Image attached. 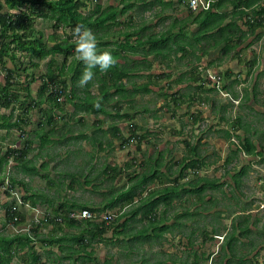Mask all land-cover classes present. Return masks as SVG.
I'll use <instances>...</instances> for the list:
<instances>
[{
	"label": "rangeland",
	"instance_id": "obj_1",
	"mask_svg": "<svg viewBox=\"0 0 264 264\" xmlns=\"http://www.w3.org/2000/svg\"><path fill=\"white\" fill-rule=\"evenodd\" d=\"M0 1L5 6V0ZM121 1L122 0H87V3H89L90 6L83 12V14L89 15V13H93L95 11V6L97 3H99L103 7H120V5H122ZM132 1L136 5L140 3L139 0ZM260 1L261 3H264V0H259V6L257 7V9H259L260 6H264L260 3ZM143 4L145 6L149 5V8H140L131 12V16L135 20V32L140 34L139 31H141V34L148 37L149 35L162 33L164 30L161 27L157 26V22L161 23L159 19L164 18L162 7L160 5H152L149 2ZM225 7L228 8V11L230 9L232 10V3L226 4ZM181 8L185 9L183 7ZM4 9V11H7L6 8ZM35 10L37 11V19L35 18L34 26L39 31L43 32L44 40H46L45 38H49L53 33H55L53 25L54 23H56V21L54 19H51L49 15L50 12L47 8L37 6ZM179 10L180 9L178 7L177 9L169 8L165 14L168 18H165L163 21L165 23H170L174 20V17L176 19L185 18L187 14L181 13ZM221 10L224 14H226L225 12H228L224 11L223 8ZM231 10L229 14L233 13ZM131 13H128L122 19V21L128 18ZM142 21L144 22L138 24ZM137 28L141 30L138 31ZM194 28L195 26H190L188 31ZM118 29L119 28L115 26L108 28L110 32H115ZM259 32L262 33L260 39L256 38L258 36L257 34L248 35L245 42H240L236 48L229 50L228 53H225V51L223 50L224 45L220 46L217 49L209 47L208 50L206 49V51L198 50L195 56H188L182 53L180 55V60H177L175 62L178 65V69H167L165 67L159 66L158 61L154 60L155 56L153 54L148 57L150 61L154 62V68L150 73L148 72L149 74L152 75L154 73L158 76L162 73L171 72V78L165 79L158 76L159 78L156 81L157 83H153L150 86V93L139 92L136 96L132 98L130 97L127 101L123 102V105H120V114H133L135 115L134 121L128 120L127 118H124L123 120H112L110 116L103 117V121H105L108 127L110 125L119 127L121 129V133L125 136V138L129 136L128 127L130 121L134 124L139 125V127L144 130L151 131L152 136L147 139L144 144H142L143 142L141 143L142 149L140 152H137L136 150V141H132V143L128 145V148L122 149L120 148L121 146H119V143L121 142L119 140H115L111 132H107L104 137L102 148L99 147V151L92 154L94 157L91 164L89 161L90 158L87 157L88 154H85V152H87V150L90 151V147L94 146L92 143L93 140L97 139L100 135L103 134V132L93 134L91 131H87L86 127L92 126L99 116L84 115L85 124L84 126H82L76 120L79 116V114L76 113V106H74L73 104H69L65 107L66 112L64 113L66 119H61L66 127L63 128L62 123L60 122V127L57 128L56 131L53 130V132L51 133L50 127H48L47 125V121L44 123V126L46 127L45 130L35 131L38 129V122L43 118L39 109L30 111L28 113L27 125L24 126V129L27 130L29 126H32V130L26 131L27 135L25 139L22 140V144H24V141L26 143H28L29 141L33 142V146L31 147V150L27 156V161L30 162L27 165V168L30 169L31 166L34 165V167L39 170L38 172H25L23 171L22 167L15 165L14 161H12L9 163L10 165L8 167L0 172V186L2 185L1 182L3 180L5 183L7 178H13L16 181L19 180L24 187L23 188L21 185H19L20 182L16 183L15 188L18 191H14L15 193L10 192L8 196L13 194V196L11 197H7L5 193L6 186H3V188L0 187V235L12 236L27 231L26 229L20 230L18 228L12 227L7 223V219L5 216L7 207H9L14 201L16 202L15 198L19 194H21V191H23L22 189H24L25 191V194L22 193L24 194V198H27L29 196L32 197V195L38 198V201L35 205L32 204L33 199H26L24 206L21 207L22 212L25 215L29 216L27 218L30 220V217L32 216V219L35 222L40 221L41 215H44L47 211L50 212L53 207L56 208L61 202H64V200L66 199L77 201L78 203L88 202L87 204L89 206L96 204L99 205V209L103 208L104 204L106 203L105 201L103 202V200L106 198L103 193H105L104 191L110 189L109 182L111 179L108 178V180L105 182L96 179V183L100 185V188L96 194H93L90 192V190L83 189L82 187V179L84 180V177L94 179L103 169H101V166L103 164H111L113 166L117 165L118 167H124L123 172L119 171L121 175L117 177L118 180L122 179L124 180V182L121 184L120 182H118L117 184L119 186L117 187V189H120L121 187H123V185H125L126 187H129L131 185L127 179L128 172L131 171L133 172V175L138 176L145 172L148 173L149 170L157 163L155 162L156 159L160 164L163 165L161 168H159L160 171L165 172V174L172 177V179H175L177 175H180L181 171L185 172V174L187 175L185 178L195 177L190 172L193 169H186L183 171L182 167L184 166L179 165L177 162L181 161L184 155L188 154V147L192 146L191 143H194L199 138V136L196 135L195 132V130L197 129V127H195L196 122L194 123V121L191 120V117L189 116V103L183 105L180 110H176L174 108L175 106L174 103H172V100H168V98L171 97V94L168 92L174 93L179 88L186 89L189 85H193L192 87H194L198 84L205 85V87L209 89V92L210 89H215L214 84L209 81V76L217 75V73H221L223 75L227 70H230L232 71L234 77L231 79L223 78L222 83L218 84L222 91L219 89H215L214 91H210L208 93L212 100L210 103L211 114L209 116L214 115V111H216L219 106H227V109L221 112L223 119L219 120V124H215V122H213V126L218 127L220 131H222V134L224 136L222 138L226 140V152H224V157H222V155L218 152H216L215 154L209 153L211 149L210 144L206 146L198 144L197 146L198 152L200 154L199 156L207 162H204V166L202 167L203 169L199 171L200 173L195 172V174L206 177L214 175H224V177L228 179L233 172L236 173V171H241L242 169H244L245 176L241 178L242 182L241 188L239 190H236V185L233 183V181L227 180V183L223 184L224 186L222 185L224 194L218 196L217 207L224 211L223 217H228V219H226L227 221L224 220V223H227L229 225L232 223L233 216L235 217L234 222L236 223L238 219H241V217H247L249 215L253 216L254 220L250 217L249 222L256 227V230H254L255 232L253 231L254 233L250 240L253 245L261 247L259 255L256 256L257 258L253 259L252 261H258L259 264H264V151H262L263 155L257 153L252 155L248 154L245 151H239L235 156L236 150L240 147L241 141H243L241 138H243L244 136L250 138L251 141H253L255 144H260L261 147L264 148V27L260 29ZM57 33L60 38H68L70 42L78 39V34L74 33L73 28L71 27H61V29ZM123 39L125 38H122V40ZM134 39L141 40L142 35L141 37L135 35ZM201 44L207 43L201 42L198 47H201ZM249 44L252 45L248 47ZM208 46L211 45L208 44ZM111 47H115V45H112ZM138 50H140L138 53H143V48H138ZM205 52L207 54H203ZM240 52L242 61H240L239 58H235L236 54ZM198 57H200L201 59L197 60ZM55 59L58 62L59 59L62 60V57H56ZM135 59L136 61H138L142 59V57L140 55L133 56L131 54V56L129 57V61H133ZM253 59H256V63L254 65H252L250 62ZM23 61H25V64L28 65L27 67H29V61L22 59L21 62ZM118 62L124 64L123 58H120ZM248 62L250 63L248 64ZM5 63L6 67L15 69V63H12L8 59H6ZM46 63L47 60L41 63V65H43V68L41 70H29V72L33 73V75L37 78V81L39 80L40 75L44 73L46 69ZM17 65L21 66L19 61L17 62ZM194 67H196V70H198V72L200 73L202 77L201 81H196L194 83L189 81L188 83H185V80L189 79V75H187L182 83H176L178 79L177 77L180 76L181 73L187 72ZM18 73L20 74L21 79L25 83V85H28V83L31 82V78L25 79L27 73L23 71H19ZM144 74L146 76L149 75L147 74V72ZM147 81L148 78L146 77L136 79L134 80V83L140 86ZM5 82V70L3 71L0 67V83L4 84ZM124 82L125 88L127 90H131L134 87L133 83L127 82V80H124ZM168 82L171 84V86L168 85ZM184 85L187 87H184ZM40 86L41 81L36 82L34 83V85H32L31 93L33 94V97L36 98L37 91ZM187 92L188 91H185L184 93ZM92 93H98L97 86L92 89ZM221 93L228 95L224 96ZM25 94L26 93L24 92L20 94V100L24 97ZM164 94L168 95L167 99L164 97ZM78 95L81 97L84 96L83 93H80V86L78 87ZM115 100L116 101H114L113 103H107L105 105V109L111 112L112 115H115L117 112V109H113V106L118 102L117 98H115ZM129 105L134 106V108ZM43 107H46V105H44ZM3 110V113H5V115L10 114L11 121H16V119L22 117L25 111L24 107L22 108L19 105H15L13 109L10 108ZM239 116L243 117L241 130H238V128L234 127V125H236L235 121ZM55 117L58 119L60 118L58 110H55ZM209 124H206V127L203 130H206ZM203 126L204 125L201 124L200 126H198V128H203ZM10 130L12 131L11 134L3 140L4 144L6 145L1 146L2 150L8 148V150L11 149L15 152V148H19L21 147V145H19V143L17 145L8 144L16 142L20 139V130L15 129V127L9 129L8 131L10 132ZM200 130L201 132L199 135H201V133L203 132L202 129ZM66 131L71 132L74 135L86 133V135H90L91 138L85 140H75L73 138H70V134H67V137L70 140H66L65 138H61L60 136ZM225 131H231L233 137L231 139H227L225 137ZM178 132H181L182 134H178ZM244 132L246 134H244ZM5 134V131H0V137L4 136ZM36 134H40L39 136L41 137H43V135H48V137L51 138L52 142L43 144L42 142H39V136L36 137ZM141 134H147V132L139 131V135ZM207 134L211 136L207 138L208 140H210L211 138L215 139L216 137H219L215 135L213 131H208ZM109 141L113 142V149L102 151V149L104 148V144L105 146H108ZM43 146H45L44 149L37 152L38 148ZM108 148L110 147L108 146ZM260 150L261 149L258 148V152L261 153ZM226 156H232L233 161L228 165L222 166L221 164H219V160L222 159L221 161H223ZM132 158H136L137 162L135 163V165L130 168L125 167V165L129 163ZM44 159H48L47 164H45V161L43 162ZM150 159L153 160L151 161ZM213 160H215L214 164L212 163ZM141 161H147V164L141 165ZM209 162H211V164H208ZM87 164L97 165L96 170H89ZM207 165H210V167H208ZM75 173L78 175H75ZM41 175H46L47 178H42ZM74 180L75 182H73ZM54 184L55 186H53ZM156 184L157 183L151 184L149 185V187L155 189ZM167 185L169 184L167 183ZM71 186H73V188H71ZM28 188L30 189L29 193L27 191ZM41 193L45 196L47 194L49 197H51L50 200H54L53 203L50 204L47 201H42V199L39 198ZM34 199L36 201V198ZM138 200L139 199L137 198L135 200V203L139 204ZM116 210L119 209L116 208L113 212H115ZM168 215L171 218L173 217L171 211L168 212ZM144 224H146V222L144 221L134 224L133 233L136 234L139 230H141ZM52 230L53 227L51 225H46L41 230V233L42 235H51L52 233H54V230ZM230 233L231 230L227 229L226 231H224V234H222L224 236L217 235L223 238L224 241H220L214 236L215 244H213L211 247L208 245L201 246L203 237L200 236L196 239V241H194V246L191 247V249H197V247L203 248L206 254H209L208 258L210 257V253L212 252V257H210L209 260H207L206 263L203 264H218V258L221 257V255L223 256L226 252V249L223 250L222 247L225 246L228 234ZM62 234L63 232L57 233V235ZM108 235L111 236V233L107 234V236ZM185 237H187V232L181 231L177 233V231L175 230L171 233H166L161 240H153L152 242L147 241L144 243V245H138L137 243L128 242L126 248H124L123 246H119V244L113 245L112 243H95V257L97 258L99 264H107V262L109 264H170L169 262L172 261H176L177 264L186 262L187 264H191L194 259L192 256L187 257L186 251H188L189 247ZM122 238L123 237H120V239ZM252 246L251 244L239 245L235 253L237 255L246 254L253 248ZM36 247L37 251L43 253V249L40 245H37ZM257 247H254V249H256ZM164 248L167 249V253H163ZM175 250L179 252L174 254ZM52 251L57 253L58 249L54 248ZM216 254L218 256L214 257ZM43 257L46 261H48L46 254H44ZM252 257L254 256L252 255L251 258ZM52 258L54 259L55 256L52 255ZM200 263L201 259L199 260V264ZM20 264H22V262ZM50 264H57V262L52 261ZM60 264H69V261L61 260Z\"/></svg>",
	"mask_w": 264,
	"mask_h": 264
},
{
	"label": "trees",
	"instance_id": "obj_2",
	"mask_svg": "<svg viewBox=\"0 0 264 264\" xmlns=\"http://www.w3.org/2000/svg\"><path fill=\"white\" fill-rule=\"evenodd\" d=\"M142 1L147 3L150 0ZM226 1L232 3V10H230L233 12L232 14L235 16L237 22L222 26L225 17L221 9L223 8L224 11H228V8L225 7ZM258 2L259 0H219L216 7L217 13H212V11L203 12L195 20L200 22L199 24L204 28L206 33L211 32L212 36H210V39L214 40V47H220L222 37H226L224 39L225 44L223 50L225 53H228L229 50L236 46L237 39L246 40L248 35L253 34L258 35L256 37L257 39L261 38L259 29L264 27V7L260 6L257 9L259 6L257 4ZM4 3L8 9L17 10L19 14L2 13L5 6L0 1V64L4 67L6 79L5 85L0 83V104L3 106V109L13 108L11 105L18 102L20 94L24 92L26 93L24 96H27L30 106L27 108V112L31 108L39 109L41 114L44 115L43 118L47 119V124H50L53 130L60 123V121L56 120L55 114L53 113H55V110L60 111V113L66 112L65 106L68 104H74L76 110L78 112H84L85 115L110 116L112 120H123L127 118L134 121L135 115L130 113L125 115L120 114V105H123V102L127 101L130 97L136 96L139 92L150 93V86L153 83H157L158 76L165 79H170L172 76L171 72L162 73L158 76L154 73L148 76L141 75V72L147 71L150 73L154 68V62L150 61L148 57L153 54L155 56L154 60L158 61L159 66L160 64H164L166 68H170L169 61H171L172 54L185 51L187 46V42L180 35L179 31L175 32V25H171V27L165 29L160 34L149 35V37L141 34V31H139L141 29L137 28L142 35V39H134L135 35L138 37H141V35L135 32L136 26L132 16L129 15L128 18L122 21L134 7L139 8L138 5L135 6L134 3H131V0H122L121 7H103L97 3L95 11L89 13V15L83 14L90 6L87 0H5ZM156 3L160 4L162 8L171 6L166 0H151L150 2L152 5ZM37 6H45L51 14H49L51 19L56 21L53 25L55 33L49 37L48 44L44 40L43 32L34 26L35 18L37 17V11L35 10ZM230 10L225 13L229 14ZM192 16L190 14L187 20H191ZM239 21L243 22V29L238 25ZM77 25H84L91 28L97 36L98 48L100 50L112 51L116 60V63L107 71H101L98 67L93 69L95 72L93 81L80 87L84 94L83 97L78 96L76 93L77 81L83 69L82 67H84L82 60L75 55V46L78 41L70 42L68 38L62 39L57 35V32L64 26L73 28L74 33H76ZM112 26L118 27L119 29L115 32H110L108 28ZM122 38L125 39L122 40ZM112 45H115V47H111ZM138 48H143V60L131 66L129 59L124 57L123 52L127 50L140 51ZM57 55L63 56L61 63L56 62L55 58ZM236 57L240 59V53H237ZM23 58L29 59L30 61L38 59L39 63H31L35 68H39L40 62L49 58L51 59L47 64L48 68L46 72L42 73L37 81V78L33 74L28 73L29 67H27L25 61L21 62ZM120 58H123L124 64L118 62ZM6 59L15 63V69L6 67ZM18 61L21 66L17 65ZM250 62L254 65L256 59ZM19 71L27 73L26 79L31 78V82L28 85L23 86L21 76L18 73ZM217 76L231 79L234 75L232 71L227 70L223 75L217 73ZM146 77L148 78L146 83L140 86L134 83V80ZM124 80L133 83L134 87L131 90H127ZM190 80L200 81L201 79L192 73ZM39 81H41V86L35 98L31 93V87ZM182 82L181 78L176 81V83ZM95 84L98 85L97 95L92 94V88ZM168 85L171 86L169 82ZM199 86L202 87L203 85ZM214 90L210 89L211 92ZM62 97L63 101L59 102V99ZM164 97L167 99L168 95L164 94ZM115 98H117L118 102L113 106V109H117V112L115 115H112L111 112L105 109V105L116 101ZM174 100L176 101L177 110L180 105L178 104L177 97ZM98 104L99 107H97ZM44 105L47 106L46 109L42 107ZM129 106L134 108L132 105ZM27 120L23 117L18 119V121H11L9 114L1 118L0 128L9 130L16 127L22 130L27 125ZM79 122L84 126V119H80ZM103 122L105 123V121H99L98 119L92 126L86 127L87 129H93L94 134L103 132L97 139H91L93 140L92 143L95 150L97 148V142H99V147L102 148L107 132H111L113 138L121 142L119 146L122 149L128 148V145L132 141H136L137 152H140L142 149L141 143L147 141L152 136L151 131L144 130L139 125L131 123L128 127L129 136L125 138L121 133V129L117 126L110 125L107 130H104L102 127L104 125ZM99 124L100 126H98ZM139 131L147 132V134L139 135ZM225 137L231 139L233 137L231 131H225ZM90 138L91 136L86 137L84 133H80L75 140ZM46 140V136L42 137V143ZM28 144L30 146L31 143L29 142ZM108 146L104 144L102 151L112 150L113 142L109 141ZM240 146L242 147H239L235 154H238L239 151H245L252 155L256 153L262 154L257 152L255 144L248 137H245L241 141ZM28 151V148L22 151L21 156L16 160L23 168V171L37 172L34 165L30 169L27 168L29 164L26 162ZM98 151L99 148L95 152ZM13 153L14 151L11 149H7L3 153L0 148V172L8 165L10 155ZM150 160L152 161L153 159ZM232 160L233 157L227 158V163ZM136 162V158H132L125 167L130 168ZM155 162L157 163L148 173L145 172L140 176L133 175L131 171L128 172L127 179L131 185L129 187L123 186L120 189H117L119 186L117 183L121 182V180H118L117 177L121 175L119 171L123 172L124 167L103 164L101 166V169H103L94 179L84 177V180L82 179L83 189H88L93 194H96L100 188V185L96 183V179L102 182L107 181L108 178L111 179L109 182L110 189L103 193L106 196L103 202L105 201L106 203H103L104 206L100 209L98 208L99 205L96 204L89 206L87 204L88 202L78 203L77 201L66 199L56 208L53 207L51 212H46L45 219L38 222H28L26 215L23 213L18 211L11 213L8 210L6 212L7 223L20 229L27 227L28 232H22L12 236L0 235V264H20L21 262L22 264H50L52 261L60 264L61 260H68L69 264H99L95 257V243L104 242L109 233L112 234L111 238L114 239L116 237L117 243H128L129 240L135 243H141L147 240H155L157 236L160 238L164 232L171 230V226H174L166 225L162 228L159 227L160 224L166 221L167 210L172 206L174 196L178 195L181 191H186V189H184L185 184L178 181L177 178L171 180L169 175L160 171L159 168L163 165L157 159ZM204 162L199 156L198 146L192 145L188 147V154L184 155L178 164L184 166L182 167L183 171L193 169L197 173L204 166ZM140 163L141 165H146L147 161H141ZM96 168L97 165L89 166V170H96ZM243 173L244 170H241L239 176ZM182 176L187 175L181 171L179 177ZM208 180L200 179L199 182H206ZM12 183L15 184L16 181L12 180ZM154 183H157L159 186L150 191L152 188L149 185ZM212 185L215 186V183H212ZM206 186L207 184H204L200 190H205ZM32 197H27L26 199H33L32 204L35 205L38 198L34 195ZM34 198H36V201ZM39 198L50 204L54 201H51V197L47 194L45 196L41 193ZM137 198L139 199V204L135 203ZM161 204L164 205L165 209H162L159 214V206ZM118 207L120 209L113 212ZM122 209L125 212H122ZM82 210L91 211L94 217L92 216L91 219L81 220L70 218L69 215L71 212ZM141 221L146 222V224L134 234V224ZM46 225H51L54 233L51 235H42L41 230ZM58 232H63V234L57 235ZM121 235L123 239H119ZM234 235L235 231L231 234V241L235 240ZM37 245L41 246L43 253L37 251ZM228 247L230 250L232 249L230 244ZM54 248L58 249L57 253L52 251ZM222 249L224 250L225 246ZM44 254L47 255L49 263L44 259ZM52 255L55 256L54 259Z\"/></svg>",
	"mask_w": 264,
	"mask_h": 264
},
{
	"label": "crops",
	"instance_id": "obj_3",
	"mask_svg": "<svg viewBox=\"0 0 264 264\" xmlns=\"http://www.w3.org/2000/svg\"><path fill=\"white\" fill-rule=\"evenodd\" d=\"M150 2H151V0L149 1V3ZM166 2L170 3L171 6H169L167 8H162L164 18L159 19V21L161 23L157 22L158 23L157 26H159L163 30H165V29L171 27V25H175L176 26L175 32L179 31L180 35L187 42V46L185 48L186 49L185 51H180L178 54H172L171 61H169L170 68H167V69H178V67H177L178 65L175 62L177 60H180V55L182 53L184 55H188V56H195L196 52L198 50L206 51V49L208 50L209 47H213L215 49L219 48V47L213 46V44H215V42H214V40L210 39V36H212L211 32L206 33L204 28L199 24L200 22L198 20L190 22L189 20H187V17H185L183 19H176L174 17L173 21H171L170 23H165L163 20L165 18H168V17H166L165 14L169 8L177 9V7H178L180 9L179 11L181 13H185V14L187 13V11L185 9H182L174 1L167 0ZM143 3H144L143 1H142V3H139L138 4L139 8L134 7L133 10L140 9V8H143V9L149 8V5L145 6ZM225 3L229 4L230 2L226 1ZM260 3H261V1H260ZM261 4L264 5V3H261ZM155 5H160V4L156 3ZM120 7H121V5H120ZM131 12H129V13H131ZM130 15H132V13ZM224 17L225 18H224V22H223L222 26H226L229 23L237 22L235 19V16L233 14L232 15L224 14ZM133 21L135 24L134 19H133ZM143 22L144 21H142L138 24H141ZM193 25H195V28L190 29L188 31L189 27L193 26ZM238 25L243 29L244 26H243L242 21H239ZM261 36H262V33H261ZM224 39H226V37L225 38L222 37L221 46H223L225 44ZM243 41L245 42V40L237 39L236 40L237 44L235 47H233V49L236 48L239 45V43L243 42ZM201 42H205L207 44H201V47H198ZM208 44L211 46H208ZM250 46H248V47H250ZM138 52L139 51H136V50H134V51L127 50V51L123 52V55L128 57V59L131 56V54L133 56L140 55L142 57V59H140L138 61H136V59L133 61H130L131 66L134 63H136V62L140 63L143 60V54L138 53ZM203 54H207V53L205 52ZM235 58H238V57L235 56ZM200 59L201 58L198 57L197 60H200ZM240 61H242L241 52H240ZM189 65H190V63H189ZM139 66H140V64H139ZM160 66L165 67L164 64H160ZM146 72L147 71L141 72L140 74L145 75L144 73H146ZM192 73H194L196 77H199L200 79H202L200 73L198 72V70H196V67H194L191 70H188L187 72L181 73L180 76H178L177 78L178 79L181 78L183 81V80H185L184 78L187 75H189V79H186L185 83H188L189 81L194 83L196 81L190 80V76L192 75ZM147 74H149V73L147 72ZM176 85H179V84H176ZM199 85H201V84H198L194 87H192L193 85H189L188 88H186V89H180L179 88L174 93L168 92L171 94V97H169L168 100L169 99L172 100V103H174V106L177 107L176 103H175L176 101L174 100V98L177 97V100L179 102L178 104L180 105V106H178L179 108L177 110H180L183 107V105L189 103L188 113H189V116L191 117V120H193L194 123L196 122L195 127H197V129L195 130V132H196V135L199 136L198 140H196L194 143H191V144L192 145H198L199 144V145H203V146L210 144L211 149H210L209 153L215 154L216 152H218L219 154L222 155V157H224V152H226V147H227L226 140H224L222 138V137H224L222 134V131H220V129L218 127L213 126V124H214L213 122H215V124H219V120L223 119L221 112L223 110L227 109V106H219V108L216 111H214L215 114L212 116H209L211 114L210 103L212 101L211 97L208 94L210 91L208 92L209 89H207L205 87V85H203L202 87ZM184 87H187V86L184 85ZM185 91H188V92L184 93ZM224 102H226V101H224ZM190 108H191V110H190ZM206 108L209 110H207ZM103 117L104 116L100 115L96 119V121L98 119H99V121H102ZM242 120H243V117L239 116V117H237V119L235 121L236 125H234V127L238 128V130L242 129ZM209 122H210V124H209ZM131 123H133V122H130V124ZM201 124L204 125L203 128H198V126H200ZM206 124H209L207 126L208 128L206 130H203L206 127L205 126ZM63 126H65L64 123L62 124V127ZM98 126H100V124ZM102 127L104 130H107L108 125L106 123H104V125ZM200 129L203 130L201 135H199L201 132ZM251 129H252V126H251ZM87 131H91L93 133V129H87ZM208 131H213V133H215V135H217L219 137H216L215 139L211 138L210 140H208L207 138L211 137L210 135L207 134ZM98 133H102V132H98ZM67 134H70V138H73V139H75L77 137V135H74L73 133L67 132V131L65 132V135H64V133H62L60 136H61V138H65L66 140H70L67 137ZM178 134H182V133L178 132ZM203 134H204V136H203ZM244 134H246V133L244 132ZM84 135L86 137L90 136V135H86V133H84ZM241 139L244 140L245 136ZM144 142L145 141H143L142 144H144ZM97 143H99V142H97ZM255 146H256L257 152H258V148H260L261 149L260 151L262 153L264 148H262L260 144H255ZM98 148H99V144H98L96 150ZM96 150H95L94 146H91L90 151L87 150V152H85V154H88L87 157L90 158V160H89L90 163H92V160L94 157L92 154ZM236 155L237 154H235V156ZM229 157H232V156H229ZM229 157L226 156V158L223 159V161H221L222 159H220L219 164H221L222 166L230 164L233 160L231 162L227 163V158H229ZM44 161H45V164L48 163V159H44L43 162ZM205 162H207V161H205ZM212 163L214 164L215 160H213ZM208 164H211V162H209ZM87 165L89 167L90 164H87ZM207 166L210 167V165H207ZM213 166H215V165H213ZM201 169H203V168H201ZM242 170H244V169H242ZM199 171H198V173H200ZM239 173H240V171H236V173L233 172L232 175L228 179H226L224 177V175H214V176L206 177V176L196 175L194 173H191L195 177H190V178H185L186 176L179 177V175H177L176 178L178 179V181L185 184L184 189H186V191H181L178 195L174 196V202H173L172 206L167 210L168 212L169 211L172 212L173 217L171 218L167 214L166 215L167 216L166 221L159 225V227H161V228L166 226V225L167 226L174 225V226H171L172 227L171 230L164 232L163 236H161L160 238L157 236V238L155 240H161L165 236L166 233H171L175 230L177 231V233L181 232V231H185V232H187V237H185V239L187 240V244L189 247L188 251H186L187 257H189V256L193 257L194 260L192 261L191 264H199L200 259H201L200 264H203V263H206V261L209 260L210 257H212L213 253L211 252L210 257L208 258L209 254H206V252L204 251L203 248L197 247V249H191V247L194 246V241H196V239L201 236V237H203V242H202L201 246H207L208 245L211 247L213 244H215L214 236L222 235V234H224V231H226L227 229H230L231 233L228 234L227 242L225 244L226 252L223 256L221 255V257L218 258V264H259L258 261H252L253 259L257 258L256 256L259 255V253H260L259 251H260V247H261V246L257 247L256 245H253L251 243V240H250L253 233L255 232L254 230H256V227L253 226L252 223L250 224V222H249L250 217L253 219V216L249 215L247 217H241V219H238L237 223L234 222L235 217L233 216L232 217V223L229 225L227 223H224V220L228 219V217H226V216L223 217L224 211L217 207L218 196L221 194H224V191H223L224 185L223 184L227 183V180L233 181V183L236 185V190H239L241 188V182H242L241 178L245 176V174H244L245 172L241 176H239ZM200 179H209V180L206 182L205 181L199 182ZM171 180H173L172 177H171ZM123 182H124V180L121 179L120 184ZM212 183H215V186L212 185ZM204 184H207L205 190H200V188ZM217 185H219V186H217ZM54 186H55V184H54ZM123 186H125V185H123ZM158 186L159 185L156 184V188ZM152 190L153 189H151L150 191H152ZM29 192H30V189L28 188V193ZM29 197H31V196H29ZM159 207H160V211H159V214H160L161 210L165 209V207L163 204H161ZM117 209H120V208L118 207ZM121 211L125 212L123 209ZM237 214H240V213H237ZM30 218H32V216ZM233 231H235V235H234L235 240L231 241V239H232L231 234L233 233ZM157 233H159V232L157 231ZM111 237H112V234H111V236L108 235L106 240L104 242H101V243H109V244L112 243L113 245L119 244V246H123L124 248H126L127 242L117 243L116 237L114 239ZM120 237H123V236L121 235ZM147 241H144L141 243L136 242V243L138 245H144V243ZM152 241L153 240H149V242H152ZM128 242L135 243L132 240H129ZM229 244H230V246H232L231 250L228 247ZM245 244H251V246L253 245L252 246L253 248L246 254L237 255L235 252L237 251L238 246L239 245H245ZM254 247H257V248L254 249ZM177 252H179V251L175 250L174 254H176ZM163 253H167V249L164 248ZM252 255L254 257L251 258ZM216 256H218V255L216 254L214 257H216ZM169 263L170 264H177L176 261H172ZM162 264H167V263H162ZM180 264H187V262L186 263H180ZM188 264H190V263H188Z\"/></svg>",
	"mask_w": 264,
	"mask_h": 264
},
{
	"label": "clouds",
	"instance_id": "obj_4",
	"mask_svg": "<svg viewBox=\"0 0 264 264\" xmlns=\"http://www.w3.org/2000/svg\"><path fill=\"white\" fill-rule=\"evenodd\" d=\"M167 1V0H166ZM171 1H174L178 6H180V7H183V8H185V10L187 11V18L189 17V15L191 14V15H193L192 16V19L191 20H189L190 22H192V21H195V19H196V17L198 16V15H200V14H202L203 12H208V11H212V13H217V10H216V7H217V4L219 3V0H199L198 2H197V4H195V5H193L192 4V1L193 0H171ZM139 2L140 3H142V1L141 0H139ZM131 3H134L132 0H131ZM99 4V3H98ZM134 5H136V4H134ZM4 8H6V10L7 11H4L5 9H3V11H2V13H4V14H6V13H10V14H19V11H17V10H11V9H8L7 7H4ZM44 8H45V6H44ZM51 15V14H50ZM227 15H232V14H227ZM37 19V18H36ZM55 24V23H54ZM193 26H195V25H193ZM76 33L78 34V39H76L75 41H78L77 42V44H76V46H75V55L78 57V58H80L81 60H82V62H83V65H84V67H82L83 69H82V71H81V73H80V77H79V80L77 81V83H78V85L76 86L77 87V90H76V93H77V95H78V87L80 86V87H82V86H84V85H86L87 83H90V82H92L93 81V78H94V75H95V72L93 71V69H95V68H99L101 71H107V70H109L115 63H116V60H115V56L113 55V53H112V51H110V50H100L99 48H98V45H97V36H96V34L93 32V30L91 29V28H89V27H87V26H84V25H77L76 26ZM46 40V42H47V44H48V39L49 38H45ZM49 46V45H48ZM50 47V46H49ZM57 57H62V60H60L59 59V63H61L62 61H63V56H59V55H57ZM50 59L51 58H49V59H47V63H46V69H45V71L44 72H46V70H47V68H48V63H49V61H50ZM23 60H28L29 61V70L30 69H42L43 68V65H41V63L43 62H40V66H39V68H35V67H33L32 66V64L31 63H39V61H38V59H33L32 61H30L29 59H26V58H23ZM57 62V61H56ZM28 66V65H27ZM0 67H1V69L4 71V67H2V65L0 64ZM29 72V71H28ZM30 73V72H29ZM30 74H33V73H30ZM25 79H26V77H25ZM209 81H211L213 84H214V87H215V89L216 90H221L222 91V89L218 86V84L219 83H222V81H223V77H221V76H217V75H210L209 76ZM6 83V82H5ZM5 83L4 84H2V85H5ZM22 84H23V86H26L25 85V83L22 81ZM34 85V84H33ZM95 86H97V89H98V85L97 84H95L94 85V87ZM93 87V88H94ZM92 88V89H93ZM82 89V88H81ZM81 89H80V93H83L82 91H81ZM93 94V93H92ZM98 94V93H97ZM97 94H94V95H97ZM221 94H223L224 96H227L228 94H224V93H221ZM79 96V95H78ZM63 101V97L62 98H60L59 99V102H62ZM27 102H28V98H27V96H24L21 100H20V98H19V100H18V102H16V103H14V104H12L11 106L12 107H14L15 105L17 106V105H19L20 107H24V109H25V111H24V114H23V116L22 117H20V118H25V119H27L28 118V113L30 112V111H32V110H34L35 108H31L30 110H29V112H27V108L28 107H30L29 106V102H28V104H27ZM20 104H22V105H20ZM69 105V104H68ZM71 105V104H70ZM74 105V104H73ZM67 106V105H66ZM65 106V107H66ZM43 107V106H42ZM97 107H99V104L97 105ZM44 109H46L47 108V106L46 107H43ZM175 109H176V107H174ZM13 109V108H12ZM3 106L0 104V120H1V118L2 117H5L6 115H5V113H3ZM40 111V110H39ZM58 113L60 114V118L58 119V118H56V120L57 121H60L62 124H63V121L62 120H64V119H66V117H65V113L63 112V113H60V111H58ZM76 113H78L79 114V116H78V118L76 119L78 122H79V120L80 119H84L85 118V113L84 112H76ZM53 114H55V113H53ZM41 116H42V118H43V116L44 115H42L41 114ZM62 117V118H61ZM20 118H18V119H20ZM18 119H16V121H18ZM62 119V120H61ZM44 120V121H43ZM43 121V122H42ZM47 121V119H45V118H43L41 121H39L38 122V124H37V130H35V131H40V130H45V126H44V123ZM83 121V120H82ZM42 122V123H41ZM41 123V124H40ZM80 123V122H79ZM81 124V123H80ZM84 124H85V119H84ZM40 125H42V126H40ZM48 125V127H50V132L52 133L53 132V127L50 125V124H47ZM31 127L32 126H29L28 128H27V130H32L31 129ZM60 126H59V124H58V126H57V128H59ZM57 128H55V130L54 131H56V129ZM15 129H17V130H20V129H18V128H16L15 127ZM26 129H24V127H23V129L22 130H20V132H19V140H17L16 142H13V143H11V144H8V145H17L18 143H19V145H21V147H16L15 149H16V151L13 153V154H11L10 155V158H9V160H8V165L7 166H5L4 167V169L6 168V167H8L10 164V162H12V161H14V164L15 165H18L19 167H21V165H19L18 164V162H17V158L18 157H20L21 156V153H22V151H24L25 149H29V151H28V154H29V152H30V150H31V147L33 146V142H31V141H29L31 144H30V146H29V142L28 143H26L25 141H24V144H22V140L23 139H25V137H26V135H27V133H26V131H27ZM0 131H5L6 132V134L4 135V136H2V137H0V148L2 149V146L1 145H6V144H4V142H3V140H4V138H7L10 134H11V130H10V132L8 131V129H2V128H0ZM46 134H47V131H46ZM40 134H36L35 136L37 137V136H39ZM47 137V140L43 143V144H47V143H51L52 142V140H51V138H49L48 137V135H43V137ZM39 142H42V137L41 136H39ZM7 145V146H8ZM44 147L45 146H43V147H40V148H38V152L39 151H42L43 149H44ZM240 147H242V146H240ZM8 148H6L5 150H2V152L3 153H5L6 152V150H7ZM242 152V151H241ZM26 160H27V157H26ZM26 162H28V163H30L29 161H26ZM42 164H44V163H42ZM43 167V166H42ZM36 168V167H35ZM37 172H38V169H37ZM191 173H194L195 174V172H194V170H192L191 171ZM198 173V172H197ZM75 175H78V174H76L75 173ZM41 177L42 178H47L46 177V175L45 176H43V175H41ZM12 180H14L13 178H11V179H9V178H7V180L5 181V183H4V180L1 182V186L0 187H2L3 188V186L5 187V193H6V195H7V197H11V196H13V194H11L10 196H8V194H10V192H12V193H15L14 191H18L16 188H15V185H16V183H18V182H20V181H16V180H14V181H16V183L15 184H13L12 183ZM19 185H21L22 186V184H21V182H20V184ZM23 187V186H22ZM24 188V187H23ZM23 191H21V194L22 193H24L25 194V191H24V189H22ZM20 193V192H19ZM17 194V193H16ZM17 194L18 196L15 198V200H16V202L14 201L9 207H7V209H6V211H5V216H6V212L8 211V210H10L11 211V213H14V212H16V211H18V212H21V213H23L22 212V210H21V207H23L24 206V203H25V200H26V198H24L23 196H24V194ZM18 202V203H17ZM19 207H20V209H19ZM49 212V211H48ZM51 212V211H50ZM24 214V213H23ZM25 215V214H24ZM26 217H28L27 215H26ZM45 219V214H44V218H43V220ZM27 221L28 222H31V221H33V219L31 218L30 220L27 218ZM12 227H14L13 225H11ZM14 228H16V227H14ZM18 229H20V228H18ZM27 230V231H24V232H28V229H27V227L25 228L24 227V229L22 228V229H20V230ZM23 232V233H24ZM222 236H224V235H222ZM217 236H215V238H216ZM223 241H224V239H223Z\"/></svg>",
	"mask_w": 264,
	"mask_h": 264
},
{
	"label": "built area",
	"instance_id": "obj_5",
	"mask_svg": "<svg viewBox=\"0 0 264 264\" xmlns=\"http://www.w3.org/2000/svg\"><path fill=\"white\" fill-rule=\"evenodd\" d=\"M199 0H193L192 4L195 5L197 4ZM70 218L71 219H76V220H81V219H91L92 216L94 217V215L92 214L91 211L89 210H82V211H73L70 213ZM218 240L223 241V238H221L220 236L216 237Z\"/></svg>",
	"mask_w": 264,
	"mask_h": 264
},
{
	"label": "bare ground",
	"instance_id": "obj_6",
	"mask_svg": "<svg viewBox=\"0 0 264 264\" xmlns=\"http://www.w3.org/2000/svg\"><path fill=\"white\" fill-rule=\"evenodd\" d=\"M12 147H13V146H12ZM47 212H48V211H47ZM45 213H46V212H45ZM33 215H34V214H33ZM35 215H38V214H35ZM40 218H41V219H40V221H41V220L44 218V215H41ZM29 233H30V232H29Z\"/></svg>",
	"mask_w": 264,
	"mask_h": 264
}]
</instances>
